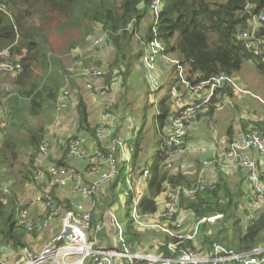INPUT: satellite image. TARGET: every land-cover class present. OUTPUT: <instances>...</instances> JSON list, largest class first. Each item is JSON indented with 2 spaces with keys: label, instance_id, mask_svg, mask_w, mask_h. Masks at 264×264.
<instances>
[{
  "label": "trees",
  "instance_id": "16d2710c",
  "mask_svg": "<svg viewBox=\"0 0 264 264\" xmlns=\"http://www.w3.org/2000/svg\"><path fill=\"white\" fill-rule=\"evenodd\" d=\"M149 1L0 0V5L5 7L0 8V53L8 50L9 60L21 65V71L14 75L16 92L11 93L10 101L5 103L6 106L2 110L8 122L3 119L5 125L0 130L4 133V129L9 127L16 132L21 131L24 126L19 124L17 116L19 112L21 114V107L24 106L29 108L31 115L39 118L45 116L49 124L51 123L59 93L64 88L67 71L62 66L59 56L48 49V38L62 29L75 30L87 37L96 26L101 28L107 40L105 47L109 46L112 49V59L103 82L105 86L109 84L113 71L119 70L126 73L131 59L141 57L144 46L153 39L162 43L161 55L175 54L179 58L178 62L184 68L185 78L190 86L209 80L222 72L234 76L245 61L253 62L257 70L264 74V63L245 47V40L238 38L240 31L248 29L249 19L264 14V0H216L213 2L209 0H162L163 7L159 12L157 22L154 21L149 11ZM248 3L252 4L250 9L246 8ZM148 19L144 33L135 47L134 37L137 29L143 21ZM255 35L264 37V21ZM73 58L76 60L77 56ZM78 65H80L79 62ZM162 88L163 85L158 87V90ZM234 94L235 91L231 85L223 84L215 90L209 103L201 104L196 108L195 111H198L196 117L188 124L181 144L182 153L187 150L188 128L195 122L211 117L216 110L213 105L215 102L220 101L222 104L225 98L232 97ZM166 101V98L161 96L156 103L144 107L145 110H152L154 107L157 110L156 116L155 114L149 116L151 120L149 141L146 147L142 146L144 138L142 130L148 123V118L144 116L138 131L134 129V135L125 139L131 161L128 162L126 159L121 161L114 175V186L118 183L125 186L126 171H129L130 179L134 176L143 178L144 172L148 171L144 182L148 183L149 194L143 195L138 206V211L142 215L158 211V199L164 184L167 183L172 187L193 186L200 178V171L206 163V161L204 163L196 159V173L192 177L180 169L174 172L166 169L169 163L182 154L174 155L175 146L168 148L166 129L172 126L170 117L176 116L177 113ZM200 102L202 98L197 101L199 104ZM75 107L77 132H89L95 138L98 125L91 122L87 106L81 97L78 98ZM15 118L16 123L11 122ZM241 130L243 134L248 130H254L264 137V121H241ZM46 131L47 126L44 121L36 129H32L26 138L25 142L30 152L26 157L27 164L25 173L22 175V183H31L34 179L38 169L36 155L40 152V144ZM232 134L233 132L229 129L228 142L230 143ZM74 136L67 137V142ZM157 136L159 146L153 153ZM2 138L0 164L9 167L11 165L7 162L13 164L14 160L18 159L17 142L19 138L11 133H5ZM105 154L107 157V152ZM64 156L66 158V155ZM150 160L152 164L149 163ZM54 162L63 167L67 166L64 160ZM215 167L216 173L211 178L215 181L213 186L206 187L193 196L182 195L175 214L177 218L174 219L178 221L180 213L186 211L192 218L195 228L203 218L216 214H221L222 217L213 223L206 221L199 223L196 239L194 241L184 240L177 254L182 250L204 253L210 250L215 242L222 244L228 250L238 252L251 251L256 247L264 246V205L258 207L255 215L247 222L243 220L248 214L246 202H258L260 199L264 200V196L254 193L251 188L250 192L241 188H231L228 175L222 167L219 164H215ZM260 178L264 183V171L260 174ZM49 182L50 177H47L44 184H49ZM51 196L56 204H61L53 190ZM116 200H118V194L113 193L107 203L111 205ZM66 204L65 209L71 206V204ZM16 212L17 206L14 198L6 196L0 189L1 258L4 256L9 258L12 253H21L22 249L27 247L26 237L29 235L25 228L18 224ZM91 222L96 223L94 219L93 221L91 219ZM169 225L172 229L176 228L171 222ZM193 227L185 234L192 233ZM144 235L131 224L126 231L125 241L135 247L141 244ZM165 237L166 243L177 241L175 237ZM145 243H149V247L152 246L149 240ZM163 250L166 251L164 248Z\"/></svg>",
  "mask_w": 264,
  "mask_h": 264
},
{
  "label": "rangeland",
  "instance_id": "374dc122",
  "mask_svg": "<svg viewBox=\"0 0 264 264\" xmlns=\"http://www.w3.org/2000/svg\"><path fill=\"white\" fill-rule=\"evenodd\" d=\"M209 1L213 2L216 0ZM149 19L147 21H143L139 25L137 33L134 37L135 47L137 46L138 41L141 39ZM132 28L133 27L131 26V29ZM101 34H103V32L99 26H96L94 31L87 37H84L80 32L75 30L62 29L59 32H54L50 38H48L50 43V47L48 43V49H51L53 53L59 56L61 64L64 68H66V71L70 67L79 69L80 67L89 68L93 65L99 66L102 70V75L99 79L103 84L105 74L107 73V68L112 59V49L109 48V46H107V48L105 47L101 49L90 48V40L100 36ZM71 46L73 47L71 48ZM102 51H107V53L109 51L110 52L108 55H105L106 57H102ZM75 56H77L76 60L73 58ZM77 61L80 63V65H78ZM140 61V56L133 57L126 73H122L119 70L113 71L114 73H112L111 79L114 76H120L121 82L113 88L110 85L107 86L108 91L106 96L99 95L100 91L97 89L85 88L84 76L80 75V72L75 71V75L72 76L66 74L65 84L63 87H66L68 90L70 99L67 105L68 109L64 112V114H67L70 124L69 128L60 135L56 134V130L60 128L57 125L55 126L54 131L52 132L53 129H51V134L49 133L51 124L55 120H58V118L56 119L55 115L53 116L52 114L51 123L49 124L48 119L44 118L45 116L39 118L31 115L27 106L21 107V114L19 112L17 116L18 118L16 117L19 124L24 126L21 131L16 132V130L9 127L4 129V133L3 130H0V145L3 139L2 137L5 133H11V135L17 136L19 138V142H17L18 159L16 161L14 160L13 164L7 162L9 165H11L9 167L0 164V189L6 196L14 198L17 210L27 206L32 208L31 212L29 213V219L32 222V227L31 229H26V227L23 226L28 235L32 237V243H36L35 245H37V247L33 245V248L27 245L30 253L34 254L39 252L49 240V238L54 234L53 233L52 235H49V232H46L47 230L52 231V229L55 227H58V229L60 228V220L62 217V212L64 211L63 209H65V206H67L66 203L72 204L74 202L80 201L77 200L78 195L74 190L73 183L67 182V184L63 186L56 185L52 190L54 191L55 196H58V199L61 202L60 206L62 211H60V215L52 217L50 222H48L46 225H43V223L48 218L49 212L48 209H45L43 206L44 200L41 199V195L49 187V184H44V181L38 182L35 179H33L31 183H22V175L25 173V165L27 164L26 157L30 152L25 142L26 138L29 136V133L32 131V129H36L40 123H43L44 121L46 122L47 126L46 134L50 135L56 140V143L54 144L53 141L51 144L52 146H50V158L54 161L64 160L67 164V168L81 172L82 179L85 184H88V182H90L92 179H96V175L90 176L87 174V172H89V168L93 166V163L97 162L103 172L110 170L106 164L105 153L107 152V154L111 153L113 155L112 158L114 168L112 170L111 177L107 179V181L100 183L96 194L92 197L93 202L90 203L93 206L92 221L94 219L96 223L93 224L91 222V227L92 225L93 227L87 236L91 241H94L93 248H112L110 245V238H112L115 230L111 219L104 217L106 209H110L112 211L116 221L120 224L124 233L127 231L128 227L131 226V196L134 195L136 197L140 192H143L144 196H147L149 194V188L147 181L144 182V179L141 177L137 178L134 176L132 179H130L129 171H126L125 174L127 180L126 185L123 186L121 183H118L116 186H114V175H116L115 171L117 170V165L124 159H126L128 162L131 161L130 152L127 150L125 139H129L134 135V129L138 131V128H140L142 125L141 121L143 117L146 116L148 118V123L142 130L144 135L142 146L146 147L147 142L149 141L148 137L151 135V132L149 131L151 129V120L149 119V116H152L153 114L156 116L157 110L154 107L153 109L151 108L152 110L149 109V111L145 110L144 107L152 103H156L162 96L166 98V103L170 105V108L175 111L178 109L179 104H182L185 100H188L189 96L188 89L183 84H181L177 78L178 75L175 71L176 67L174 62L179 61V58L175 54H169L166 56L159 55L156 75L157 82L155 83L152 81L150 82L149 79H147L146 70ZM234 77L238 86L242 90L237 92V94L232 97L225 98L224 102H222V106L216 108V112H213L215 113L214 116L201 120L203 121V124L197 135L199 141H197L198 139L193 137L192 134H187V144L189 147L192 146V143H196L195 141H197L198 144H205L206 140L203 138V136L206 135V132L209 134V132L215 130L216 127L229 120H233L235 118L240 119V117H250L252 116L250 115V111L253 109H256V112L259 114L257 118L260 116L264 118V74H261L257 70L253 62L245 61L242 65V68L234 74ZM76 84H81V86L86 90L94 93L96 98L99 100L97 102L96 109L89 110V117L93 124L98 125V127L100 126L103 131V136L98 138L97 134H95L94 138V136H92L89 132H84L86 137V154L81 156V158H65V151L58 144L57 138L66 140L67 136H74L77 132L75 118L76 107L73 105V107L70 108L71 97L73 94H75L74 91H77L74 101L75 105L78 101V98L81 97V94L78 92V90H76ZM162 85L163 88L159 91L158 87ZM12 92H16L14 86V76L9 73L0 72V119H5L2 110L6 106L5 103L10 101L9 99L11 98L10 95ZM168 96L169 98H167ZM16 118L11 122L16 123ZM6 122H8V120H6ZM1 131L3 133L2 136ZM157 139L158 136L156 137V144H154L153 153L158 149L159 146ZM195 150L196 149L194 148L190 150L187 149L171 163L169 168L167 167L166 169L170 172L180 169V171L188 174L190 177L194 176L196 173L195 161L197 157L193 156L192 153ZM204 153L205 152L198 156L202 157L205 163V161H207V159L211 158L212 156L209 154L206 156ZM36 156V165H41L40 163L43 162L42 158L40 159L39 153H37ZM183 159H185L184 164L181 166ZM149 163L152 164V161L150 160ZM207 179L210 180L211 177H207ZM248 186L251 188L250 185ZM113 193L118 194V200H116L113 204L108 205L107 202L110 200ZM160 200L161 199L159 197L158 203H160ZM260 200L256 202L254 209H256V207L258 209V207L260 208L264 205V200ZM53 205L56 207L55 202H53ZM191 219L192 218H190L188 212L182 211L178 220L180 225L176 226L175 229H172L173 233H188L189 230H191L194 226ZM57 222L59 223L58 226ZM52 223H54L53 226ZM97 225L102 227L97 229ZM135 229L140 228L137 227ZM140 231L143 235L145 234L141 244L145 246V242L149 240V242L153 244V246L150 248L158 245V243L164 242L166 238L165 236H167L162 231L153 228H142ZM116 237L118 238V235H116ZM117 249L123 250V243L119 242ZM19 253H12L9 258L4 256L2 259L5 264H21L18 263L22 257L21 253ZM84 264L95 263L89 257L85 260ZM115 264H118L117 261H115Z\"/></svg>",
  "mask_w": 264,
  "mask_h": 264
},
{
  "label": "built area",
  "instance_id": "2783aa9c",
  "mask_svg": "<svg viewBox=\"0 0 264 264\" xmlns=\"http://www.w3.org/2000/svg\"><path fill=\"white\" fill-rule=\"evenodd\" d=\"M251 1V0H249ZM163 7L162 0H150L149 11L153 15L154 21L157 22L159 12ZM252 7L251 3L247 4L248 9ZM1 9H4L3 5H0ZM264 21V14L254 16L248 20V29L240 31L238 38L245 40V47L257 58H260L264 63V37L256 36L258 28ZM107 45V40L104 34L90 40V48H104ZM163 50L162 43L153 39L144 46L141 55V62L146 70V77L149 81L157 82V62L159 55ZM10 54L8 50H4L0 53V72L9 73L14 76L21 71V65L18 62H12L9 60ZM175 63V71L178 75V80L188 89V100H185L182 104H179L178 109L174 112L176 116L170 117L172 126L166 129L168 148L175 146L173 150L175 154H181L183 152V138L187 132V126L196 117L195 111L201 104H207L210 98L214 94L215 90L221 87L223 84H229L233 87L235 94L242 90L235 77L222 72L209 80L202 81L195 86H190L186 81L184 68L180 66L179 62ZM75 71L80 72V75L84 76V85L88 89L99 90V95L106 96L108 91L107 86H117L121 82L120 76H114L107 86L100 83V77L102 70L99 66L93 65L89 68L70 67L67 69L69 76L75 75ZM202 98V102L197 103ZM70 96L68 90L64 87L59 93L55 117H58L67 108ZM216 108L222 106L220 101L213 104ZM186 106V108H183ZM5 125V121L0 119V129ZM97 137L103 136V131L100 126L97 129ZM56 143L50 135H45L43 138L39 155L43 162L38 165V169L35 173L34 179L38 182L45 181L47 177H50L49 187L41 195V199L44 200L43 206L48 209V218L43 223L46 225L52 220V217L60 215L61 204L53 205L51 191L56 185L63 186L67 182H71L74 185V190L80 201L74 202L70 207L63 209L62 217L60 220V228L49 238L42 249L37 253H30L27 247H24L21 251V258L18 263L21 264H84L87 258H91L95 264H264V246L256 247L251 251L238 252L234 250H228L220 243H213L210 250H206L204 253H195L191 250H182L179 254V246L184 240L194 241L198 233V224L201 222L213 223L216 220L221 219V214L212 215L200 220L195 226L194 230L190 234L173 233L169 223L173 226H179L180 223L174 218H177L176 211L180 202V197L193 196L198 192L203 191L206 187H211L214 184L213 179H207L206 167H213L215 163L220 162L224 168L236 169L240 168L246 171V179L251 186L254 193L264 196V183L261 181L260 174L263 172L256 162L250 156L243 155L247 151H255L259 156L264 157V137L257 131L248 130L236 141L229 143V157L225 160H219L215 158L207 159L205 166L200 171V178L193 186L178 185L172 187L169 184L163 185V190L160 195L159 209L153 214L142 215L139 213V202L143 198V192H140L138 196H132V209L130 211L132 225L134 228H153L162 231L167 236L175 237L177 241L162 242L155 245L153 248L149 247V243L135 245V247L126 243L125 234L120 224L116 221L114 214L110 209H106L104 213L105 218H110L114 225V233L110 238V245L112 248L98 247L93 248L94 241H91L87 234L91 230V219L93 206L90 204L93 202L92 197L96 194L100 183L107 181L111 177L112 170L114 168L113 155L108 153L106 158V164L110 170L102 171L97 162L93 163V166L89 168L88 175H96V179H92L88 184H85L82 179L81 172L74 169H69L61 165L56 164L50 158L49 149L51 144ZM57 142L66 152L68 158H81L86 154L85 143L86 137L83 132H77L71 140H63L57 138ZM193 146H186V149H192ZM200 149V148H199ZM204 150V149H200ZM103 157V156H102ZM96 158V157H93ZM92 158V159H93ZM91 159V160H92ZM99 160V159H97ZM103 163V162H102ZM171 163L167 165L169 168ZM148 176L146 170L143 174V179ZM39 200V199H38ZM87 202V203H85ZM31 207L18 209L16 212V218L18 224L25 226L26 229H31L32 222L30 221L29 213ZM255 213L250 211L247 216L244 217V221L247 222L251 219ZM177 223V225H176ZM102 226L97 225L99 229ZM118 235V238L116 237ZM119 242L123 243V250L117 249ZM153 246V244H152ZM163 248L168 251H164ZM0 264H5L0 257Z\"/></svg>",
  "mask_w": 264,
  "mask_h": 264
},
{
  "label": "crops",
  "instance_id": "0c3cea01",
  "mask_svg": "<svg viewBox=\"0 0 264 264\" xmlns=\"http://www.w3.org/2000/svg\"><path fill=\"white\" fill-rule=\"evenodd\" d=\"M109 52L107 53V51H102L101 52L102 57H106L105 55L106 54L108 55ZM110 56H111V54H110ZM73 83H72V85H73ZM76 90H78V92L81 94V98L85 102L88 112L90 109H96L97 102L99 100L96 98L94 93L86 90L84 87L81 86V84H79V85L76 84ZM74 93L75 94H73V96L71 97L70 108L73 107V105L75 106L74 101H75V98L77 95L76 94L77 91H74ZM234 95H236V94H234ZM263 104H264V102H263ZM67 109H68V107L65 109V111ZM64 112L61 115H59L58 117H56V119L58 118V120H55L51 124V127L49 128L50 134H51V129H53L52 130V132H53L56 125L60 127L56 130V134H58V135L62 134V132L66 131L69 128L70 121H69L67 114H64ZM214 114L215 113H213L212 116H214ZM250 115H252V116L240 117V119L235 118L233 120H229V121L225 122L224 124L216 127V129L213 130L212 132H209V134L206 132V135L203 136V138H205V140H206L205 144H198L197 143V141H199L198 136H197L198 131L201 128L203 121L193 123L189 127L188 133L192 134V136L198 140L197 141L194 140L196 143H192L193 148L196 149L192 153V155L196 156L197 159H199V161H201V162H204V160L202 157H200L198 155H200L203 152H205L204 154L206 156H207V154L212 156L211 158H215V159H219V160L227 159L229 157V153H230V150H229V143L230 142H228L229 129H231V131L233 132L232 141H236L243 134L242 130H241V121H264V118H262L261 116L259 118H257L259 114L256 112V109H253L252 111H250ZM46 135H48V134H46ZM200 138H202V137H200ZM199 148L204 149V150L202 151ZM243 155L250 156L253 159H255L256 162L258 163L259 167L261 169H263V171H264V157L259 156L255 151H247V152H244ZM211 158H208V159H211ZM184 160L185 159H183L181 166L184 164ZM215 164H219L222 167V170L228 175V180H229L231 188H234V189L235 188H241L242 190H248L247 192H250V188L248 186L249 184H248L247 179H246V171L245 170L240 169V168H236V169L224 168L220 162L215 163ZM215 164L213 167H209V168L206 167V176L208 178L214 177V175L216 173ZM77 200H80V198L77 197ZM246 203H247V213H249L250 211H253L255 213L257 210V207H256V209H254L256 202H249V203L246 202ZM55 221H57V220H55ZM58 224L59 223L57 222V226H58ZM53 225H54V223H52V226ZM57 230H58V227H55L52 229V231L47 230L46 232H49L48 234L52 235ZM26 242H27V245L32 247V248H33V245L35 247H37V245H35L36 243L35 244L32 243V237L31 236L26 237Z\"/></svg>",
  "mask_w": 264,
  "mask_h": 264
}]
</instances>
